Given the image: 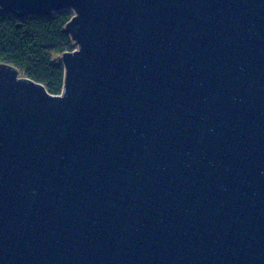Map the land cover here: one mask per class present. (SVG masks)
<instances>
[{
    "label": "water",
    "instance_id": "water-1",
    "mask_svg": "<svg viewBox=\"0 0 264 264\" xmlns=\"http://www.w3.org/2000/svg\"><path fill=\"white\" fill-rule=\"evenodd\" d=\"M69 9L60 94L0 63V264H264V0Z\"/></svg>",
    "mask_w": 264,
    "mask_h": 264
},
{
    "label": "trees",
    "instance_id": "trees-1",
    "mask_svg": "<svg viewBox=\"0 0 264 264\" xmlns=\"http://www.w3.org/2000/svg\"><path fill=\"white\" fill-rule=\"evenodd\" d=\"M73 15L69 9L24 18L0 13V63L16 66L27 77L45 85L51 94H60L65 81L61 57L76 49L66 31Z\"/></svg>",
    "mask_w": 264,
    "mask_h": 264
}]
</instances>
